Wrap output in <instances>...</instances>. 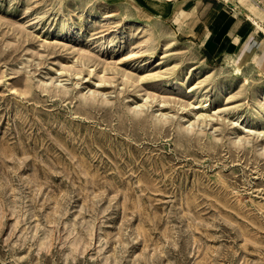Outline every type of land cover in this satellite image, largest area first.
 <instances>
[{
    "label": "rangeland",
    "instance_id": "obj_1",
    "mask_svg": "<svg viewBox=\"0 0 264 264\" xmlns=\"http://www.w3.org/2000/svg\"><path fill=\"white\" fill-rule=\"evenodd\" d=\"M196 1L0 0V264H264V41Z\"/></svg>",
    "mask_w": 264,
    "mask_h": 264
},
{
    "label": "crops",
    "instance_id": "obj_2",
    "mask_svg": "<svg viewBox=\"0 0 264 264\" xmlns=\"http://www.w3.org/2000/svg\"><path fill=\"white\" fill-rule=\"evenodd\" d=\"M188 1L190 0H186ZM195 3L192 7L196 15L200 9L203 15L210 13L204 20L206 24H201L205 33L202 46L209 57L220 58L228 55L246 60L262 56L259 47L264 41L259 38L260 34H263L262 31L257 30L248 21L238 19L237 15L230 13L229 5L225 6L219 0H197ZM203 15L201 13L202 17Z\"/></svg>",
    "mask_w": 264,
    "mask_h": 264
},
{
    "label": "bare ground",
    "instance_id": "obj_3",
    "mask_svg": "<svg viewBox=\"0 0 264 264\" xmlns=\"http://www.w3.org/2000/svg\"><path fill=\"white\" fill-rule=\"evenodd\" d=\"M255 23V22H254ZM74 30V27H72V26H69V32H72ZM171 34H167L164 38H163V40L164 41H166V42H168V41H170L171 40ZM124 55V56H123ZM122 56H123V58L124 59H128V58H130V56L128 55V54H122ZM256 99H258V96L257 97H255ZM260 99V98H259ZM260 111L257 109L256 111H255V114L257 115L258 113H259Z\"/></svg>",
    "mask_w": 264,
    "mask_h": 264
}]
</instances>
